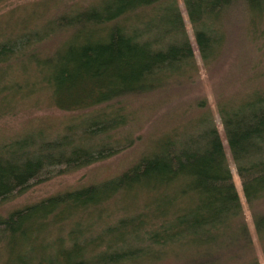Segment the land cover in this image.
<instances>
[{"label": "trees", "instance_id": "1", "mask_svg": "<svg viewBox=\"0 0 264 264\" xmlns=\"http://www.w3.org/2000/svg\"><path fill=\"white\" fill-rule=\"evenodd\" d=\"M182 2L204 68L226 58L236 25L263 51L264 0ZM200 70L178 0H96L46 18L31 12L0 22V114L40 92L56 109L79 114L56 137L39 131L0 147V204L50 169L74 171L132 147L139 139L123 135L142 102L150 107L160 95L194 87ZM216 111L256 240L204 98L181 105L120 176L0 216V250L7 253L0 264H260L264 88L221 96ZM130 187L136 197L124 212ZM94 210L95 225L84 224ZM120 227L123 237L112 243L98 237Z\"/></svg>", "mask_w": 264, "mask_h": 264}, {"label": "rangeland", "instance_id": "2", "mask_svg": "<svg viewBox=\"0 0 264 264\" xmlns=\"http://www.w3.org/2000/svg\"><path fill=\"white\" fill-rule=\"evenodd\" d=\"M94 2L96 0H6L0 4V22L5 21L8 17L14 18V16L17 17L21 14H29L31 12L34 13L35 17L38 16L39 19L46 18L54 14V12H62L63 14L64 12H71L87 7ZM178 3L197 63L201 69L197 75L195 86L184 89L181 93H176L177 91L175 93L170 92L166 97L160 95L161 98L157 97L156 99L158 102L150 107V104H146L148 102H142L138 107L140 112L137 116V121L123 135L127 136L129 135V131H131L130 133L139 139L132 147L104 161L74 171L61 172L63 167L60 166L44 172L40 177L31 181L30 187L25 192L0 204L1 217H5L10 212L23 209L49 197L66 192L83 190L120 176L135 164L141 155L151 147L157 135L164 132L166 126L169 127L167 124L172 121L181 105L205 98L215 113L216 126L223 141L227 161L240 196L246 222L256 240L252 212L249 210L242 193L236 166L229 151L223 127L216 111V102L221 96L225 98L241 95L245 91H249L255 87V85L264 88V48L260 52L251 43L249 38L244 36L243 30L241 28L238 29L236 25L234 28H231L229 34L228 43L230 44V49L226 58L219 60L212 69L204 68L185 6L182 0H178ZM45 10L47 12L42 17L39 13L43 14ZM30 83H33L31 79ZM165 98L166 103L164 102ZM1 112L0 147L29 133H38L39 131L47 137H56L64 132L65 127L69 123L79 117L77 113L64 112L53 107L50 103L49 95L45 92L17 99L10 107ZM134 188L130 187L127 190L130 198H127V202L121 205L124 212L129 211L133 207L132 200L136 197L134 196ZM69 211L64 212L67 214L70 213ZM97 213L99 215V212L94 210V215L85 219L84 224L95 225L94 218H97ZM78 216L77 222L80 223L82 220L81 214ZM121 216V211H118L113 216L112 223H115ZM124 218L129 219V216L126 215ZM123 227H120V230H112L111 232H107V228H105L98 237L102 239L107 238L108 243H112L115 238L123 237L126 226L124 227V231ZM80 236H84V233ZM4 251L6 253V250ZM5 253L0 250V262L2 259L1 255L5 256ZM257 253L259 263L264 264L262 251L258 249ZM28 255L33 256L34 253L30 251Z\"/></svg>", "mask_w": 264, "mask_h": 264}]
</instances>
